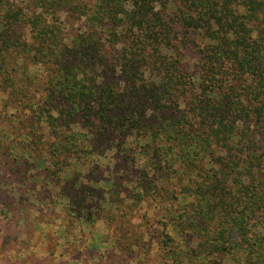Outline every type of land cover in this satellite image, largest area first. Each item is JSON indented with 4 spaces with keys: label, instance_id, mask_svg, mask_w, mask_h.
Wrapping results in <instances>:
<instances>
[{
    "label": "trees",
    "instance_id": "obj_1",
    "mask_svg": "<svg viewBox=\"0 0 264 264\" xmlns=\"http://www.w3.org/2000/svg\"><path fill=\"white\" fill-rule=\"evenodd\" d=\"M0 93L26 115L0 124L1 252L73 174L66 160L133 140L132 201L182 205L159 264H264V0H0ZM18 130L28 144L8 143Z\"/></svg>",
    "mask_w": 264,
    "mask_h": 264
},
{
    "label": "rangeland",
    "instance_id": "obj_2",
    "mask_svg": "<svg viewBox=\"0 0 264 264\" xmlns=\"http://www.w3.org/2000/svg\"><path fill=\"white\" fill-rule=\"evenodd\" d=\"M193 49V46H189L187 53L192 55ZM187 62L193 64L195 60L188 57ZM30 71L40 74L42 70L34 67ZM4 98H6L5 95L0 93V116L3 117H0V124L13 123L15 116L26 117L24 114L16 113L12 108L6 110L2 106ZM21 133L22 130H18V133H11L7 139L8 143L18 144L24 141L28 144L29 139L21 136ZM140 145L133 140H127L126 143L116 140L113 146L103 144L96 148L97 155H81L78 159L66 160L63 169L72 171L73 174L64 177V174L61 173L59 176L61 179L57 184L59 188L54 189L55 196L49 204L41 206L34 204L35 208L41 209V212L33 213L35 218L32 220L42 221L37 226L36 239L38 237V239L46 241L48 249L49 245L54 244L61 237L59 250L67 251L70 255L79 257L83 262L89 258V255L96 256L98 252L107 257L98 256L94 263L91 262L92 264H159L162 253L159 250L158 241L162 238L163 225L168 221L170 212L179 210L182 205L172 202L171 199H168L169 196L159 201L148 200L141 203L132 201V193L139 191L135 189V180L138 179L137 176L142 165ZM32 162L33 159L28 158L29 166ZM46 166L51 169L56 168L48 160ZM30 172L33 173L31 170ZM151 173L152 171L149 175ZM73 181L80 183L81 189L77 186L76 190L69 191L67 182L72 183ZM112 182L121 186L120 192L115 193L116 199L114 200L109 188ZM169 185L170 190L168 189V191H174V196H178L176 192L178 188L175 184L169 183ZM88 187L102 189L103 200L112 199V202L118 205V209L108 206L106 202H102L101 198L93 199L92 196L87 197L79 194V190H87ZM56 193L61 194V197H58ZM67 193H70L73 198L70 204L66 199H63V194ZM46 205L50 208H46ZM0 226L3 228V222ZM17 230L20 233H29L30 229H24L19 224ZM120 230L124 238H119V241L122 244L128 241L135 245L131 248L127 246L128 248L124 249L125 252L117 250L116 244L114 247L112 242L114 238L118 237ZM67 233H69L68 236H66ZM164 233L173 235L174 231L170 224L164 229ZM1 240L2 236L0 245ZM175 241L178 246L180 244V247L177 246V248H182L180 239L176 236ZM88 242L89 248L87 247ZM2 246L4 247V245ZM129 251L134 254H128ZM135 253L138 255L136 259L134 258ZM0 260L3 263V258Z\"/></svg>",
    "mask_w": 264,
    "mask_h": 264
},
{
    "label": "crops",
    "instance_id": "obj_3",
    "mask_svg": "<svg viewBox=\"0 0 264 264\" xmlns=\"http://www.w3.org/2000/svg\"><path fill=\"white\" fill-rule=\"evenodd\" d=\"M33 213L31 214L30 223H33L34 221V229L32 230V232H22L18 235L17 241L19 245L15 246L16 249L11 248L2 252L0 251V258H3V263L0 262V264H92L94 263V261H96L98 256L107 258L105 254L98 252L96 256L89 255V258H87L83 262L79 257L70 255L67 251L59 250L61 241L60 236V239H57L54 244L49 245V248L47 249V245L45 243L46 241H44L43 239H38V237L36 239L35 233L37 230V226L42 223V221L36 219L32 220L35 218ZM68 235L69 233H67L66 236ZM112 242L115 247L114 240H112ZM87 247H90L89 242L87 243ZM116 249L121 251L118 247Z\"/></svg>",
    "mask_w": 264,
    "mask_h": 264
}]
</instances>
